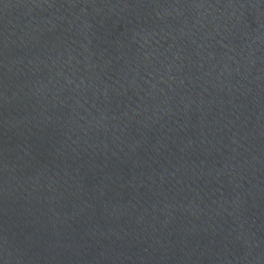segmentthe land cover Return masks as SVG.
<instances>
[{
	"label": "water",
	"instance_id": "1",
	"mask_svg": "<svg viewBox=\"0 0 264 264\" xmlns=\"http://www.w3.org/2000/svg\"><path fill=\"white\" fill-rule=\"evenodd\" d=\"M0 264H264V0H0Z\"/></svg>",
	"mask_w": 264,
	"mask_h": 264
}]
</instances>
